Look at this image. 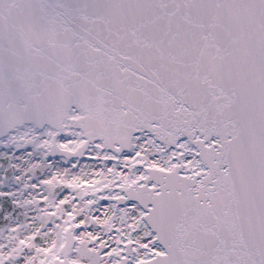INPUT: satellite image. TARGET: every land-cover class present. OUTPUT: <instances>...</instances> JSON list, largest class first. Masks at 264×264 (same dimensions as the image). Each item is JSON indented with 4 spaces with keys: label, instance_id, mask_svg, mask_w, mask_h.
Masks as SVG:
<instances>
[{
    "label": "snow or ice",
    "instance_id": "6c2138e0",
    "mask_svg": "<svg viewBox=\"0 0 264 264\" xmlns=\"http://www.w3.org/2000/svg\"><path fill=\"white\" fill-rule=\"evenodd\" d=\"M0 264H264V0H0Z\"/></svg>",
    "mask_w": 264,
    "mask_h": 264
}]
</instances>
